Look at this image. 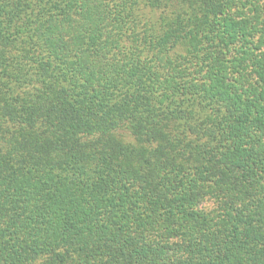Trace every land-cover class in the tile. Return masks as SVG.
Masks as SVG:
<instances>
[{"label": "trees", "instance_id": "trees-1", "mask_svg": "<svg viewBox=\"0 0 264 264\" xmlns=\"http://www.w3.org/2000/svg\"><path fill=\"white\" fill-rule=\"evenodd\" d=\"M0 264H264V0H0Z\"/></svg>", "mask_w": 264, "mask_h": 264}]
</instances>
